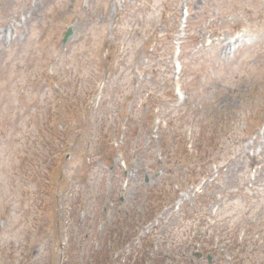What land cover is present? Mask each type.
<instances>
[{"label":"rangeland","instance_id":"rangeland-1","mask_svg":"<svg viewBox=\"0 0 264 264\" xmlns=\"http://www.w3.org/2000/svg\"><path fill=\"white\" fill-rule=\"evenodd\" d=\"M55 124L72 126L68 158ZM194 138L215 145L226 189L178 214L173 185L192 192L194 166L211 169L184 153ZM124 139L126 166L110 145ZM99 246L108 264H264V0H0V264H74Z\"/></svg>","mask_w":264,"mask_h":264},{"label":"trees","instance_id":"trees-1","mask_svg":"<svg viewBox=\"0 0 264 264\" xmlns=\"http://www.w3.org/2000/svg\"><path fill=\"white\" fill-rule=\"evenodd\" d=\"M70 105H71V103L68 104V106H70ZM60 109L63 110L62 112H64L65 114H67V115L70 114V116H72V119L74 118V116L76 118L77 113L78 114L81 113L80 110L77 107H75V105L73 108L74 116H73L72 112H69V110L67 108H60ZM59 116H62L61 112H59ZM57 125L58 124H55L54 126H51L50 128H48V132L50 133L52 139L54 140V141L51 140L49 142V144L55 150H56V146H57L58 150L56 151V153L60 154V156L61 155L63 156V155H66L68 152H71V147L69 145V141L67 140V138H65V136L63 135V132H64V130L72 129V126H70V127L66 126V128L63 127L61 130H58ZM76 126H77L76 127L77 131H80L79 128L81 127V124L76 123ZM210 143L213 145L212 142H210ZM46 146H47L46 143H44V145H42V147L44 148V151H45V149L47 150ZM44 163H49V160H48V162H44ZM249 248H250V246L248 245V242H245L244 244L238 245V251L235 248L233 249V251L237 252V257H239V256L241 257V256H246L247 252L250 251ZM72 253H74L73 250L69 251V254H72ZM96 253L97 252H94L91 255L90 251H89V253H88L89 258H90L89 261H87L86 259H82L81 261H78L75 258H71V260H73L74 264H106L105 262L108 261V259L106 258L107 255L104 256V260H106V261L100 262L97 260L98 256H96Z\"/></svg>","mask_w":264,"mask_h":264},{"label":"water","instance_id":"water-1","mask_svg":"<svg viewBox=\"0 0 264 264\" xmlns=\"http://www.w3.org/2000/svg\"><path fill=\"white\" fill-rule=\"evenodd\" d=\"M70 34H71V31L68 32V34L66 35L65 38L68 39V37L70 36Z\"/></svg>","mask_w":264,"mask_h":264}]
</instances>
